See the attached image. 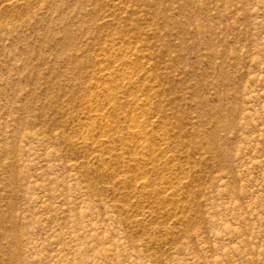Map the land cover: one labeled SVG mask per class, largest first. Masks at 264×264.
Returning <instances> with one entry per match:
<instances>
[{"label":"rangeland","instance_id":"obj_1","mask_svg":"<svg viewBox=\"0 0 264 264\" xmlns=\"http://www.w3.org/2000/svg\"><path fill=\"white\" fill-rule=\"evenodd\" d=\"M0 264H264V0H0Z\"/></svg>","mask_w":264,"mask_h":264}]
</instances>
